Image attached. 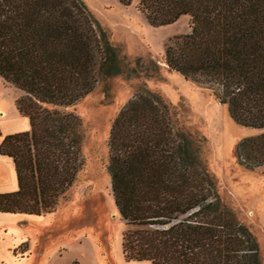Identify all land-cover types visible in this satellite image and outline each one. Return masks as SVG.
Listing matches in <instances>:
<instances>
[{"label": "trees", "instance_id": "16d2710c", "mask_svg": "<svg viewBox=\"0 0 264 264\" xmlns=\"http://www.w3.org/2000/svg\"><path fill=\"white\" fill-rule=\"evenodd\" d=\"M138 6L152 26L188 15L191 32L165 47L167 67L207 88L236 123L264 128V0H139ZM125 58L81 0H0V77L22 91L15 105L30 123L0 142L18 185L0 193V212L41 216L56 209L84 164L81 119L65 108L128 71ZM136 68L152 75L159 66L138 57ZM203 141L146 87L113 119L107 171L126 224V260L262 264L256 237L222 201L200 157ZM235 152L242 165L263 166L264 132L242 138Z\"/></svg>", "mask_w": 264, "mask_h": 264}, {"label": "rangeland", "instance_id": "374dc122", "mask_svg": "<svg viewBox=\"0 0 264 264\" xmlns=\"http://www.w3.org/2000/svg\"><path fill=\"white\" fill-rule=\"evenodd\" d=\"M81 1L130 67L98 83L65 108L81 119L84 164L54 211L41 216L16 213L20 216L16 223L3 221L0 264H151L126 260L122 253L126 224L115 206L107 171L112 121L143 87L170 103L186 129L205 137L200 157L215 176L222 201L256 237L264 264V165L248 168L239 163L235 152L242 138L262 133L264 128L236 123L227 105L218 102L207 88L167 67L165 47L173 37L191 32L190 17L181 15L173 23L152 26L140 11L139 0ZM138 57L144 62L153 60L159 69L152 75L132 69ZM0 89L2 101L16 108L15 99L22 91L2 77Z\"/></svg>", "mask_w": 264, "mask_h": 264}, {"label": "crops", "instance_id": "0c3cea01", "mask_svg": "<svg viewBox=\"0 0 264 264\" xmlns=\"http://www.w3.org/2000/svg\"><path fill=\"white\" fill-rule=\"evenodd\" d=\"M15 95L13 94V99H15ZM2 99L3 91L0 89V142L3 136L7 134L26 131L30 128L28 117L20 114L16 108L10 106L9 102H4ZM17 187L16 171L12 158L0 154V193L15 191ZM3 213H9L11 215L4 216ZM19 218V214L16 213L0 212V228L3 226L4 220L9 219L10 223L13 224Z\"/></svg>", "mask_w": 264, "mask_h": 264}]
</instances>
